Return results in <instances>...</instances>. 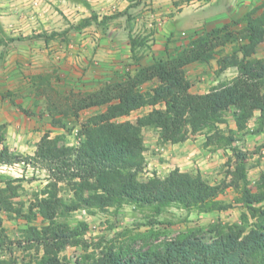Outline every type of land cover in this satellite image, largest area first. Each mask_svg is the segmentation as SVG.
<instances>
[{"label": "trees", "instance_id": "obj_1", "mask_svg": "<svg viewBox=\"0 0 264 264\" xmlns=\"http://www.w3.org/2000/svg\"><path fill=\"white\" fill-rule=\"evenodd\" d=\"M175 5L179 2L175 1ZM261 8L264 2L239 20L200 34L195 32L174 55L155 57L151 64L128 71L122 80L106 83L94 91L70 92L59 96L57 102L51 100V124L63 128L67 119L79 118L84 110L105 108L82 123L77 146L61 144L60 135L52 137L45 133L35 154L24 157L10 149L6 124H0V163L25 158L47 170L51 178L28 209L16 201L23 188L19 180L3 181L0 251L7 255L0 258V264H264V171L252 187L248 153L236 145L242 135L264 132V57H256L264 42ZM125 13L106 16L101 21ZM98 20L99 16L93 14L76 28L82 30ZM241 23L243 26L236 29ZM129 38L133 58L139 62L142 58L137 50L147 39L133 34ZM229 45L231 50L227 49ZM212 60L217 61L219 74L236 68L237 75L220 81L212 91L193 92L186 67ZM37 79L40 81L35 86L40 91L49 79L36 75L35 83ZM147 83L151 86L145 88ZM0 95L10 97L16 104L13 91L0 90ZM145 107L151 110L136 123L116 120ZM20 109L29 114L28 109L21 106ZM231 110L236 128L229 126L227 114ZM145 127L157 128L160 140L171 144L183 143L206 131L205 146L234 151L235 161L227 179L212 183L201 172L194 174L176 167L164 177L144 180L141 176L147 168ZM62 182L70 186L69 197L60 195ZM228 188L237 192L238 203L244 208L239 222L216 221L162 240L151 229L152 233L145 238L154 236L156 241L139 247L134 244L137 238L134 243L105 237L89 241L84 237L89 229L86 222L76 226L69 222L79 210L96 214L112 208L119 210L127 204L155 216L171 206L222 212L234 207L220 198ZM2 212L29 223L20 238L7 233ZM39 216L41 226L34 223ZM71 244H80L85 250L75 261L63 254ZM17 250L23 254L22 258L16 254Z\"/></svg>", "mask_w": 264, "mask_h": 264}, {"label": "rangeland", "instance_id": "obj_2", "mask_svg": "<svg viewBox=\"0 0 264 264\" xmlns=\"http://www.w3.org/2000/svg\"><path fill=\"white\" fill-rule=\"evenodd\" d=\"M129 1L134 11L154 10L153 7H148L151 5V2H148L149 0ZM245 1L244 7L239 8L236 4L230 6L229 17L231 21L241 19L245 13L254 7L261 6L264 2V0ZM25 2V0H22L23 13L29 12V9L25 8ZM7 3L9 6L7 4L5 8L9 9L13 2L9 0ZM47 3L50 7V13L48 14L50 16L45 21L39 19L37 23L38 32L34 33L31 39L30 37L25 38L23 34L21 35V40L27 42V45L33 43L37 46L39 51L32 50V53L36 51L38 58H35L34 54L31 55V58L28 56L27 58L23 57L25 63H21L15 69L17 71L12 72L11 67H6L7 69L4 72L6 80L14 77L22 80L25 84L16 93L14 99L16 103L20 102L19 106L28 109L29 114L25 113V115L30 120L27 123L23 121L24 128L22 127L21 129H9L7 124L5 128L8 146L12 151L24 157L35 154L37 144L45 133H50L52 137L60 135L62 137L61 144L69 146H77L79 144V130L82 123L88 117L103 111L105 108L94 107L84 110L79 118L67 119V126L63 128L51 124L49 104L51 100L57 102L59 96H66L70 92L84 93L94 91L106 83L122 80L128 71L134 72L139 67V62L133 58L130 51V34L147 39L146 44L141 45L137 50V55L143 58L144 61V63L140 62L141 64H151L155 58V56H153L154 58L152 57V53H154L152 46L156 43L155 28H147L144 31H131L130 33L125 30H110L109 25L115 19L108 18L105 22L101 21L104 17L114 14L107 13L102 14L101 19L86 27L90 40L96 42V51H94L96 54L99 53V58H90L89 64H75L72 58L74 51L68 50L66 55L62 56L59 48L79 43L81 40L80 33L85 28L79 30L76 26L84 18L90 17L85 16L87 12L91 15L97 13L91 9L88 0H48ZM79 6L88 8L83 10ZM200 6L202 4L197 7L199 8ZM263 10L264 8L259 9V13ZM219 22L221 21L217 23ZM116 25L122 24L118 23ZM242 26L243 23L236 25V29H240ZM209 28L211 29L213 26L205 24L204 26L193 28L191 31L183 28L178 38H172L170 49L157 50V52L159 51L157 58H167L169 55H174L187 45L191 36L195 35V32L200 34L209 30ZM45 42L51 43V47H47L48 50H45ZM115 43H120L118 53L122 54V57H117V60H111L113 58L110 59L109 55L114 52L110 51V49L114 47ZM227 49L231 50V45ZM8 52V50L3 51L4 54H8ZM23 52L29 53L30 51L27 48ZM75 54L79 55V53ZM256 57H264V42L260 45ZM217 69L216 60H212L209 63L198 61L188 65L186 71L192 82V91L195 93L212 91L219 85L220 81L231 79L238 73L236 68H229L220 74ZM36 75H42L49 79V82H46L40 91H37L35 86L40 81L37 79V83H35L34 77ZM149 86H151V83H147L144 87L148 88ZM150 110L151 107H145L134 111L129 116H119L116 120L119 122L129 120L136 123L140 117ZM34 118L37 119V123L32 121ZM227 118L229 126L236 128L234 110L227 114ZM250 126L251 128L254 127V120L251 121ZM143 133L147 147V168L141 176L144 180L154 176L164 177L171 170L178 167L183 171L194 174L201 172L210 182L219 183L227 179L228 170L233 167L235 161L233 149H214L213 146H205L206 131L192 135L187 141L179 144L163 143L159 138V130L154 127H145ZM236 145L248 153V176L251 186L255 187L261 173L264 171V135L249 132L242 135V139L236 142ZM22 162L24 164L18 168L9 169L2 167V165H14ZM15 163H0V187L4 185L3 181L6 179L19 180L23 188L16 201L24 204L25 208L28 209L29 205L35 201L36 195L42 193L46 188L51 178L47 170L36 166L31 160L22 158V160ZM59 189L60 195L64 197L70 196V186L66 182L60 183ZM220 198L226 202L233 203L234 207L222 212H199L171 206L161 215L155 216L150 211H141L127 204L119 210L112 208L109 211L96 214L79 210L71 216L69 222L72 226H76L80 222H86L89 229L84 237L89 241H96L101 237H105L106 240L117 238L134 243V238H137L134 244L139 247L146 242L156 241L154 236L153 238L148 236L145 238V235L152 233L151 229L159 235L158 239L162 240L175 238L189 229L207 227L216 221L239 222L244 208L238 203L237 192L232 188H228ZM1 216L3 225L12 238H20L22 229L29 225L26 220L11 218L6 212H2ZM34 223L39 226L43 225L42 217L39 216ZM84 251V247L80 244H71L63 254L75 261ZM16 254L20 255L21 258L23 257L19 250L16 251ZM5 255L7 254L0 251V258Z\"/></svg>", "mask_w": 264, "mask_h": 264}, {"label": "crops", "instance_id": "obj_3", "mask_svg": "<svg viewBox=\"0 0 264 264\" xmlns=\"http://www.w3.org/2000/svg\"><path fill=\"white\" fill-rule=\"evenodd\" d=\"M7 1L9 0H0V90H11L16 95L23 87L24 82L14 77H8L9 79L6 80L4 72L7 69L6 67H11L12 72L17 71L15 69L21 63H25L23 57L27 58L28 56L31 58V55L34 54L35 58H38L36 51L32 53V50L39 51L37 46L33 43L27 45V42L21 40V35L23 34L25 38L30 37L31 39V36L38 32L37 23L39 19L45 21L50 16L48 15L50 7L47 3L48 0H25V8L29 9V12L23 13L22 0H10L13 3H11L9 9L5 8L8 4ZM175 1L179 2V5H175ZM88 2L91 9L99 15V19L102 18V14L114 13L113 15H115L127 11V13L113 18L115 23L109 25L110 30H125L130 33L131 31H144L147 28H155L156 43L152 46L154 50L152 57L155 56L156 58L159 52L157 50L170 49L172 38H178L183 28L191 31L193 28L205 24H211L215 27L229 23L231 21L229 17L230 6L236 4L240 8L246 4L245 0H190L189 2H183V0H149L148 2H151V5L148 7H153L154 10L142 12L134 11L129 0H88ZM201 4L202 6L198 8L197 6ZM79 8L87 10L88 7L84 6L82 8L79 6ZM113 8H116L115 11L112 10ZM85 16H91V14L87 12ZM218 21L221 22L217 23ZM118 23L122 25H116ZM86 30L88 29L85 28L80 33L81 40L79 43L59 48L62 56L66 55L68 50L74 51L72 58L75 64L85 65L89 64L90 58H99V53H95L96 42L90 40L89 33ZM119 44L115 43L114 47L110 49L114 52L109 55L110 59L113 58L111 60L122 57V54L118 53ZM129 46L131 51V44ZM47 47H51V43L45 42V50H48ZM27 48L30 52L24 53L23 51ZM4 50H8V54H4ZM75 53H79L80 56ZM140 62L144 63L143 58L139 61L138 66L145 65ZM19 105L20 102L15 104L10 97L3 98L0 95V124H7L9 129L24 128L23 123H27L30 118H26ZM32 121L37 123L36 118ZM261 135H264V132Z\"/></svg>", "mask_w": 264, "mask_h": 264}, {"label": "built area", "instance_id": "obj_4", "mask_svg": "<svg viewBox=\"0 0 264 264\" xmlns=\"http://www.w3.org/2000/svg\"><path fill=\"white\" fill-rule=\"evenodd\" d=\"M116 8H113L112 10L115 11ZM112 11V12H113ZM22 164H24V162L22 163H15L14 165H2L3 168H9V169H14V168H18L19 166H21Z\"/></svg>", "mask_w": 264, "mask_h": 264}]
</instances>
